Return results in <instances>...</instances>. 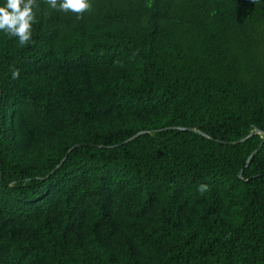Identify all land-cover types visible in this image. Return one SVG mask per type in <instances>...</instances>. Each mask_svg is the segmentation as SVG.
Returning a JSON list of instances; mask_svg holds the SVG:
<instances>
[{"label": "trees", "instance_id": "obj_1", "mask_svg": "<svg viewBox=\"0 0 264 264\" xmlns=\"http://www.w3.org/2000/svg\"><path fill=\"white\" fill-rule=\"evenodd\" d=\"M36 2L0 31V264H264V0Z\"/></svg>", "mask_w": 264, "mask_h": 264}, {"label": "clouds", "instance_id": "obj_2", "mask_svg": "<svg viewBox=\"0 0 264 264\" xmlns=\"http://www.w3.org/2000/svg\"><path fill=\"white\" fill-rule=\"evenodd\" d=\"M52 9L57 11H71L77 17L90 10L88 0H45ZM23 5V7H21ZM39 5L36 0H6L4 6H0V31L5 32L10 38L18 39L20 46H26L32 40V26L38 23L35 9ZM19 77V70L12 71V79ZM198 191H207V185L201 184Z\"/></svg>", "mask_w": 264, "mask_h": 264}, {"label": "water", "instance_id": "obj_3", "mask_svg": "<svg viewBox=\"0 0 264 264\" xmlns=\"http://www.w3.org/2000/svg\"><path fill=\"white\" fill-rule=\"evenodd\" d=\"M182 130H190V131H192L193 129H182ZM142 133H140L139 135H141ZM255 134H260V131L258 130V129H256V131H255ZM252 135H250L249 137H251ZM248 137V138H249ZM247 138V139H248ZM246 140V139H245Z\"/></svg>", "mask_w": 264, "mask_h": 264}]
</instances>
